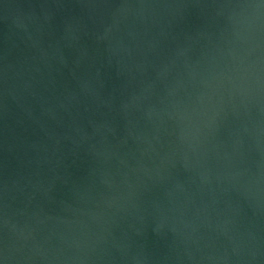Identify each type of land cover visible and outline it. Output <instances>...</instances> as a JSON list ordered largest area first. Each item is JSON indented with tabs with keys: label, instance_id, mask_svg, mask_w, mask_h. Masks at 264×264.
I'll return each instance as SVG.
<instances>
[{
	"label": "water",
	"instance_id": "water-1",
	"mask_svg": "<svg viewBox=\"0 0 264 264\" xmlns=\"http://www.w3.org/2000/svg\"><path fill=\"white\" fill-rule=\"evenodd\" d=\"M0 264H264V0H0Z\"/></svg>",
	"mask_w": 264,
	"mask_h": 264
}]
</instances>
